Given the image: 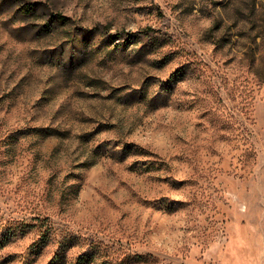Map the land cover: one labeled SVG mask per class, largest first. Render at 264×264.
<instances>
[{
    "label": "rangeland",
    "instance_id": "1",
    "mask_svg": "<svg viewBox=\"0 0 264 264\" xmlns=\"http://www.w3.org/2000/svg\"><path fill=\"white\" fill-rule=\"evenodd\" d=\"M0 264H264V0H0Z\"/></svg>",
    "mask_w": 264,
    "mask_h": 264
},
{
    "label": "trees",
    "instance_id": "2",
    "mask_svg": "<svg viewBox=\"0 0 264 264\" xmlns=\"http://www.w3.org/2000/svg\"><path fill=\"white\" fill-rule=\"evenodd\" d=\"M12 236H13V235H12ZM14 236H15V234H14ZM41 240H42V243H43V244H42V248H43V247H45V246L47 245L48 241H47V238H44V237H43V239H41ZM37 251H38V250H37Z\"/></svg>",
    "mask_w": 264,
    "mask_h": 264
}]
</instances>
